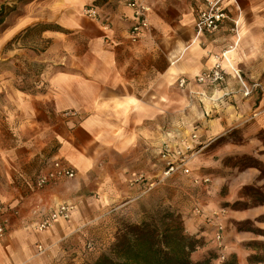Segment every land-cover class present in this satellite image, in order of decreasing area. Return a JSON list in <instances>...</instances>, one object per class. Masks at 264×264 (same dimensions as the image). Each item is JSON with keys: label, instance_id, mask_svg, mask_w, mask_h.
Instances as JSON below:
<instances>
[{"label": "crops", "instance_id": "0c3cea01", "mask_svg": "<svg viewBox=\"0 0 264 264\" xmlns=\"http://www.w3.org/2000/svg\"><path fill=\"white\" fill-rule=\"evenodd\" d=\"M53 3L49 20L75 31L83 43L74 51L71 47L68 56L60 50L59 63L69 64L45 72L46 90L40 95L12 88L10 95L0 97V198L17 211L9 214L7 232L0 239V264H51L52 251L72 233L69 221L77 207L73 199L83 198L77 185L69 188L71 200H62L74 204L71 217L42 231L36 227L40 216L68 199L61 192L69 180L20 193L23 185L32 188L29 176H37L40 151L54 148L49 160L60 158L77 171L102 169L108 166V154L142 152L147 143L162 142L165 106L181 105L185 99L186 105L204 107L198 129L202 135L218 137L244 127L250 136L264 129V0H221L227 18L217 31L202 34L194 30L192 0H146L149 27L136 42L128 38L133 12L123 0ZM86 7H94L98 19L87 18ZM21 21L7 30L6 20L1 23L2 41L31 24L30 19ZM46 32L65 37L61 31ZM224 51L232 65L223 62L224 82L214 87L194 84L192 78ZM181 78L189 80L183 88L178 85ZM243 84L250 94L244 93ZM3 123L11 136L25 138L24 144H4ZM109 166L119 168L111 160ZM96 178L98 191L117 199L119 180L100 172ZM5 185L12 186L9 192Z\"/></svg>", "mask_w": 264, "mask_h": 264}, {"label": "rangeland", "instance_id": "374dc122", "mask_svg": "<svg viewBox=\"0 0 264 264\" xmlns=\"http://www.w3.org/2000/svg\"><path fill=\"white\" fill-rule=\"evenodd\" d=\"M53 1L55 0L3 2L6 5L3 18V21L6 20L5 30L22 24L24 21L21 20L30 19L31 24L20 26L17 33L7 41H2L5 30L0 25V97L10 95L12 88L40 95L46 90L48 75L45 72H53L61 66L66 68L69 64L67 61L64 63L67 65L59 63L60 50L68 56L71 47L74 51L77 44L83 43L75 36V31L64 32L65 37L59 39L42 30L46 26H55L54 21L49 20L55 8ZM66 46L67 50H64L63 47ZM203 110L202 105L200 108L186 105V99L181 105L172 108L165 106L160 122L162 142L157 145L147 143L149 148L146 147L142 152L108 154V166L99 170H76V177L69 180V185L61 192L68 199L62 198L57 203L71 200L69 198L73 193L69 194V188L75 185L79 187L78 193H82L83 198L78 201L73 199L77 207L69 221L72 233L52 251L51 264H84L94 260L109 250L122 221L138 222L146 211L155 210L159 206L177 212L188 234L191 230L198 233L191 234L198 239V246L191 253L193 261L210 258L212 264H220L224 257L234 254L239 264H249L247 258L255 250L247 246V242L264 241V237L238 229V222L254 220L264 212V205L231 210L226 203L231 204L238 199L242 185H261L264 182L259 169L250 167L252 162L242 159L245 155L264 166V140L259 137L258 132L246 136L244 127L218 137L202 135L198 129L202 124L199 116ZM5 116H2L3 120ZM7 127L3 123L4 144H24L25 138L11 136ZM235 144L241 145L240 148L236 149ZM164 148L170 151L163 158L160 150ZM23 150L26 151L27 148ZM23 150L20 151L21 155ZM53 151L54 148H47L37 154L34 174L37 175L46 166ZM177 151L180 153L177 154ZM178 156L188 159L189 173L179 170L164 175L168 162ZM109 160L119 168L110 167ZM98 172L105 177L112 174L119 180L116 185L117 199L108 198L98 191ZM29 177L34 180L33 174ZM201 177L209 180L205 183L196 182L195 179ZM135 178L138 179L135 181ZM241 179H244L243 183L238 186L236 183ZM11 187L5 185L4 189L9 192ZM1 189L2 186L0 191ZM22 189L20 193L31 194L44 188L35 189L23 185ZM0 200L2 201L1 198ZM196 206L201 210L200 215L194 213ZM217 225L221 227L222 233L219 247L214 241ZM254 225L264 229V223L254 221ZM88 243L91 244L90 248Z\"/></svg>", "mask_w": 264, "mask_h": 264}, {"label": "trees", "instance_id": "16d2710c", "mask_svg": "<svg viewBox=\"0 0 264 264\" xmlns=\"http://www.w3.org/2000/svg\"><path fill=\"white\" fill-rule=\"evenodd\" d=\"M22 1V0H17ZM6 5L0 6V25L5 16ZM67 32L55 24L42 29ZM264 140V129L259 132ZM251 161L250 167L259 169L264 178V166L257 160L242 156ZM238 199L226 206L231 210H245L264 205V182L261 185L244 184L238 192ZM254 221L264 223V212L254 220L245 219L238 222L240 230L250 231L264 237V229L254 225ZM198 246V239L188 234L183 226L181 216L174 210L159 206L146 211L138 222L122 221L107 252L84 264H212L210 258L199 261L191 259V253ZM247 246L255 250L247 258L249 264L264 263V241L250 240ZM220 264H239L234 254L223 258Z\"/></svg>", "mask_w": 264, "mask_h": 264}, {"label": "built area", "instance_id": "2783aa9c", "mask_svg": "<svg viewBox=\"0 0 264 264\" xmlns=\"http://www.w3.org/2000/svg\"><path fill=\"white\" fill-rule=\"evenodd\" d=\"M125 5L129 7L133 12V24L128 29V38L131 42H136L141 35L149 27V12L150 6L146 3V0H123ZM195 4V23L194 30L196 34L202 33H212L217 31L224 20L227 18V13L221 5V0H192ZM83 14L91 19H98V12L94 7H86L83 10ZM264 34V28H263ZM223 62H225L230 68L232 65L230 60L226 56V51L221 52L218 57L215 58L213 65L195 75L192 80L193 83L200 86H211L221 85L225 80V73L223 70ZM189 80L181 78L178 82L180 88H183ZM244 93L250 94L251 89L243 84ZM169 149L164 148L160 150L161 156L164 158L168 156ZM177 154L180 151L176 152ZM188 159L186 157L178 156L176 159L168 162V167L164 172V175H169L170 173L182 170L184 173H189V168L187 167ZM76 177V169L70 164L66 163L60 158H54L47 162L46 169L39 172L34 178L32 183V188L41 189L46 186L58 183L62 180H72ZM138 178H135V181ZM196 182L201 181L203 183L207 182L209 178L201 177L195 179ZM74 204L70 202H61L50 208L49 211L42 214L37 222L38 230H45L50 228L57 221L68 220L73 211ZM17 214L14 207H10L7 203L0 201V239H2L8 229L9 225V214ZM195 214H201V210L198 206L194 208ZM221 227L216 226L214 231V241L216 245L221 246ZM88 248L91 244L88 243ZM223 258V257H222Z\"/></svg>", "mask_w": 264, "mask_h": 264}]
</instances>
